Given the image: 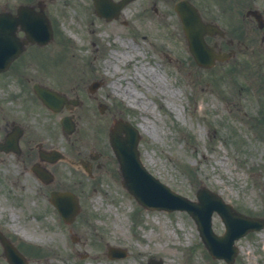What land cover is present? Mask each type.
I'll use <instances>...</instances> for the list:
<instances>
[{
    "label": "rangeland",
    "instance_id": "rangeland-1",
    "mask_svg": "<svg viewBox=\"0 0 264 264\" xmlns=\"http://www.w3.org/2000/svg\"><path fill=\"white\" fill-rule=\"evenodd\" d=\"M30 1L36 0H0V10ZM43 2L55 30L45 46L54 51L53 57L45 54L44 60L54 62L48 70L36 59L31 73L44 82L48 77L69 93L84 75L85 94L91 77L102 76L106 84L100 94L107 102L124 101L132 111L121 113H129L141 126L140 159L148 171L188 198L195 199L204 185L237 210L264 217V57L257 49L232 48L235 53L229 60L203 69L189 55L180 21L169 5H157L165 12L158 17L151 9L142 10L152 5L138 0L126 8L131 25L123 27L100 20L92 0ZM221 24L232 29L227 20ZM233 39H239L236 32ZM254 41L251 35L246 44L255 45ZM113 51L123 52L125 58L114 60ZM108 60L117 63L115 71ZM61 68L63 73L53 75ZM121 93L134 94L135 105L129 106ZM168 99L175 108L167 106ZM74 113L80 129L70 144H49L67 155L54 166L57 185L73 187L81 202L82 212L72 224L61 220L47 197L19 189L12 157L0 163V227L21 247L27 264H148L150 257L162 264H226L210 257L186 212L141 207L122 187L108 150L92 178L75 168L71 158L91 149L80 140H95L96 123L104 134L112 116H100L95 102L87 98ZM56 167H63V172ZM212 227L217 233L224 229L216 213ZM236 244L239 253L233 264H264V228L247 233ZM28 245L38 250L30 251ZM108 245L126 248L125 256L109 258ZM97 252L101 260L92 258ZM0 264H8L1 254Z\"/></svg>",
    "mask_w": 264,
    "mask_h": 264
},
{
    "label": "water",
    "instance_id": "water-1",
    "mask_svg": "<svg viewBox=\"0 0 264 264\" xmlns=\"http://www.w3.org/2000/svg\"><path fill=\"white\" fill-rule=\"evenodd\" d=\"M17 13L18 17L0 14V60H4L0 62L1 68L8 65L9 61L16 55V53L13 54L14 51L16 52V50L18 51L19 48H22V43L13 36L17 24L21 25L27 38L31 41L45 43L50 38V33L47 32V29H44L43 24H46V22H44V18L40 13H34L30 8L24 6L19 7ZM181 18L189 40L190 50L195 59L200 64L209 65L212 62V57L206 53L207 48H203L204 43L201 39L203 33L202 27L206 29L207 26L203 25L191 14L184 15L181 13ZM42 20L44 23H42ZM2 50L3 52L1 53ZM37 93L42 98L44 97L42 91L37 90ZM117 123L116 128L122 129L127 135L125 139H121L118 133L119 130H117L113 133L111 141L119 160L123 183L127 189L146 207L187 210L195 219L200 234L205 238L213 255L224 257L228 262H231L234 254L237 252V248L233 245V240L247 229L253 227L248 222L250 220L234 212L228 205H224L221 198L216 194L208 191H203L201 194L198 193V208L194 202L158 184L137 161V136L135 131L130 126ZM52 202L58 207L64 220L67 222H70L79 210L75 197L71 193H55L53 194ZM213 210H216L222 216L225 223L227 231L223 236L217 237L211 230L210 217ZM237 224L242 225V230L234 233L238 229ZM3 242L5 250L14 255L16 253L15 249L7 241Z\"/></svg>",
    "mask_w": 264,
    "mask_h": 264
},
{
    "label": "flooded vegetation",
    "instance_id": "flooded-vegetation-1",
    "mask_svg": "<svg viewBox=\"0 0 264 264\" xmlns=\"http://www.w3.org/2000/svg\"><path fill=\"white\" fill-rule=\"evenodd\" d=\"M160 2L164 3H175L177 0H159ZM193 4L198 5H208L216 0H189ZM220 3H224V0H218ZM229 1V0H226ZM234 4H242L245 5L246 2L256 3L258 0H234ZM256 7L252 6L250 9H254ZM249 20H252L251 17H248ZM263 32V30H262ZM264 34V32H263ZM216 41L217 47L216 48H260L263 50L264 48V36L261 38V42L259 44H256L254 46H248V45H225L222 44V39L218 38L213 40ZM43 49V48H24L21 55L10 65L8 71L6 72L8 75V78L14 82V90H10L2 99L0 102V141H3L4 138L10 134L16 127L21 126V130L23 131L20 137V149L16 152H8L9 154L13 153V160L16 165V171L18 172V169L20 171V174H25V178L23 179L25 183H27V186L34 188L37 186L31 182V179H35L36 176L31 170V167L33 163L35 162V154L36 150L31 145V142L33 141L34 137L32 134V127L33 124H29V116L33 109V101L34 99L38 100L37 98H34L33 92L30 90V86L35 82L43 83L40 78L35 77L34 73H31L29 70L33 67L32 62L34 58V52L35 50ZM23 61L21 62V60ZM17 83L15 82V80ZM79 81L76 82V85H78L77 89L82 88L83 84L86 83L87 77H84V75L78 77ZM93 80H96L94 78ZM92 80V81H93ZM91 81V82H92ZM34 96V97H33ZM88 96L92 99H97V96L93 94H88ZM34 98V99H33ZM41 104V102H40ZM99 105V104H98ZM41 108H43L42 105H40ZM79 106H84V102H81ZM106 108L105 106L100 105L101 108ZM104 108V111H105ZM44 112L49 114L52 112L50 110H47V108L44 106ZM99 109V106H98ZM65 108L61 109V112L64 111ZM114 118V117H113ZM95 124V123H94ZM96 128L92 129V135L95 136L94 141L90 140H81L82 143H84L86 146L89 144L91 145L88 149L85 151V155L89 156L90 158H94L96 160H99L102 156V152L98 151L96 147L98 146H104L106 148L105 140L102 136L103 134V128L102 125L95 124ZM23 126V127H22ZM92 126V123L90 122V126L88 129ZM109 128V126L107 127ZM108 144V143H107ZM6 153V152H3ZM97 167L101 166V163L97 161L96 163ZM42 187L46 188L47 184H40Z\"/></svg>",
    "mask_w": 264,
    "mask_h": 264
},
{
    "label": "bare ground",
    "instance_id": "bare-ground-1",
    "mask_svg": "<svg viewBox=\"0 0 264 264\" xmlns=\"http://www.w3.org/2000/svg\"><path fill=\"white\" fill-rule=\"evenodd\" d=\"M122 44H124V43H122ZM124 45H125V44H124ZM112 56H113V58L116 59V60H119L120 57H125L124 53H120V52H118V51H113ZM113 66L117 67L115 63L113 64ZM141 71H142V73L145 72V68L142 67ZM123 97H124V98H128V99H129V100H128L129 104L134 105L133 102L136 100L134 94L130 93V94H128V96H127V94H124ZM167 104H168L170 107H174L172 101L169 100V99L167 100ZM174 108H175V107H174ZM117 222H118V221H117ZM15 229L17 230L18 228L15 227ZM141 252H142V251H141ZM91 256H92L93 259H96V260H101V259L103 258L100 252L94 253V255L92 254Z\"/></svg>",
    "mask_w": 264,
    "mask_h": 264
}]
</instances>
